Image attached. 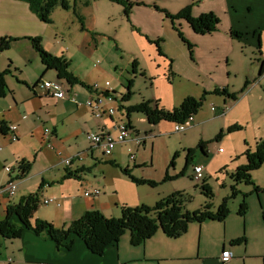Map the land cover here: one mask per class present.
Segmentation results:
<instances>
[{
	"label": "rangeland",
	"instance_id": "1",
	"mask_svg": "<svg viewBox=\"0 0 264 264\" xmlns=\"http://www.w3.org/2000/svg\"><path fill=\"white\" fill-rule=\"evenodd\" d=\"M11 1L14 0L0 1V38L16 39L0 53V71L8 70L5 81L10 85L20 83L19 88L27 89L19 79L24 77L31 81L40 76L41 65L38 64L41 63L38 61L35 66L27 62L28 49L36 57L38 54L23 39V33H36L32 38L40 39L45 52L64 56L74 75L102 89L105 82L109 83L116 93L113 105L115 122L127 124L129 117L139 131L140 139L148 131L153 133L147 138L144 152L142 145L130 153L125 148L119 150L121 168L105 165L107 157H100V165L95 166L94 171L91 168L84 173L88 179L105 183L109 189L110 207L92 210L99 211L106 218L118 219L122 205L116 210L114 203L121 200L124 193L138 194L151 207L159 194L183 192L189 196L185 204L188 212H195L206 203L215 212L221 201L230 196L234 185L231 175L245 164L246 151L254 150L255 143L264 139V74L258 76L264 58V23L258 24L261 29L255 34L254 30L237 29L245 23H258L254 2L260 0H236L237 4L234 0H122L121 3L78 0L76 13L81 21L72 8L63 10L58 7L52 12L50 23L39 21L25 2L14 1L25 5L27 12L36 18L29 20L28 13L22 12L18 6L11 7ZM248 1L253 2L252 9L247 8ZM69 2L71 6L72 1ZM186 9L189 18L213 14L219 21L217 32L194 33L184 18H177ZM235 32H242V35L236 36ZM25 63L28 66L23 68L24 73L15 70V65L22 67ZM50 76L48 71L44 80H51ZM223 89L227 92L223 93ZM188 97L201 101V107L194 115V126L182 133H174L171 122L153 129L141 113L127 115L124 109L143 102H156L158 109L172 111ZM86 144L89 145L88 141ZM199 144L205 146L206 153L198 147ZM130 154H136V161L143 164L134 166L129 160ZM193 166L203 168L202 181L211 189L212 199H206L199 189L201 182L191 178ZM151 181L155 184L147 183ZM250 181L263 189L264 168L252 172ZM105 188L97 189L101 196L106 194ZM235 188L236 196L228 201L230 214L227 221L240 222L236 214L243 195L249 207L247 222L258 219L259 199L251 192L252 185L238 184ZM86 191L91 192L90 188ZM71 193L70 198L76 199L75 202L88 199L84 197V189H79L77 184L72 185ZM43 199L40 196L41 202ZM11 200L17 201V195ZM60 204L61 207H56L55 203H40L33 218L46 222L49 221L44 217L55 219L58 210L64 209ZM4 218L0 203V220ZM12 223H15L14 219ZM128 236L124 233L119 237L117 256L119 252L120 261H141L144 245L131 246ZM20 241V238L6 240L0 237V264H62L65 261L56 249L54 254L46 257H33L34 254L28 253L26 257L19 248ZM213 243H216L215 239H211L215 249ZM83 249L82 244H73L71 259L75 264H92L83 259Z\"/></svg>",
	"mask_w": 264,
	"mask_h": 264
},
{
	"label": "crops",
	"instance_id": "2",
	"mask_svg": "<svg viewBox=\"0 0 264 264\" xmlns=\"http://www.w3.org/2000/svg\"><path fill=\"white\" fill-rule=\"evenodd\" d=\"M233 2L237 4L236 0ZM10 3L11 7L18 6L22 12L28 13L25 5L17 4L18 2L14 1ZM252 4L253 2L250 4L248 1V4H246L247 8L250 6L252 9ZM235 7V5L232 6L233 10ZM254 10L256 11V16L258 15V23H245V26H239L237 29L240 31L254 30V34L258 29H261L258 24L264 23V0H260L258 3L254 2ZM28 15L29 20L35 18L32 14L28 13ZM23 34L24 37H32L36 33ZM28 51L27 62L34 63L37 66L38 61L40 62L39 57L32 54L31 50L28 49ZM262 60H264L263 57ZM27 64L25 63L22 67L15 65V70L19 71L20 74L21 72L24 73L25 69L23 68H26ZM38 65H41V69L43 68V71L39 69L41 73L38 79L27 81L29 79H24V77L23 79H19L17 77L21 80V83L23 82L26 85L27 89L24 87L19 88L20 83H12L10 85L5 81L8 90L5 96L0 98V126L4 128L10 125L17 126V140L14 142L9 141L10 133L7 130L0 132V146H2V151L0 152V187L14 183V195H17V201L11 200L14 195L9 197L0 194V203L3 205L5 216V209L8 204H15L26 194L28 195L39 190L42 198H53L55 200L53 203H55L56 207H61L60 203L64 205L63 210H58V215H56L55 219L44 217V220L52 222L58 228L67 227L71 221L79 218L77 214L85 213L98 207H110V200L107 197L109 189L105 186V183L94 182V180L92 181L84 176V173L91 168L94 171L95 166L100 165L98 163L100 157H107L105 165L121 168L118 155L119 150L125 148L130 153L133 148L142 145L144 152L147 138L153 136L150 135L153 133L152 131H148L149 133H144V137L140 139L139 131L128 117L126 125L131 129L130 133L132 132V136H128L123 142L116 143L111 154L105 156L103 154V147L91 144L86 139V134L90 132L108 133L116 137L118 132L115 125L118 123L114 121V115H105L101 119H96L89 108L85 106L86 100L93 94L89 88L78 86L77 84L71 85L64 80H58L57 74L53 70H48L51 73V80H44L48 71H44L42 64ZM74 76L89 87L93 85L85 81L84 78L82 79L79 75ZM43 81L59 82L65 92V97L58 99L46 95L41 90L35 88L36 85ZM162 123L164 122H159L150 127L156 129ZM45 128L50 130L47 138H45L43 133V129ZM114 131L116 132L114 133ZM48 141L51 143L52 148L47 147ZM87 141L92 146L87 145ZM135 151L137 152V149ZM98 153L101 155H98ZM65 160H69L68 165L65 164ZM129 160L132 161L134 166L137 165V167L143 164L136 161V154H133V160L130 158ZM21 161L29 164L28 172L23 178L18 177ZM68 173L75 174L76 177L72 176L67 179L66 175ZM74 184H77L79 189H84V193L89 188L93 192L98 188L106 187V194H102L101 196L100 192L98 196H89L90 198L86 197L88 199H81L75 202L76 199L70 198L72 194L71 187ZM260 190V192L255 193L259 199V217L256 216L259 220L247 222L248 209L244 216L236 214L240 222L235 221L230 223L227 221L228 215L223 222L205 221L201 224L194 223L189 225L187 232L177 239L167 238L161 231H157L153 237L141 244V246L144 245L143 249L145 250L141 261L136 262L133 259L120 261L119 252L117 256V246L108 248L103 256L97 257L91 255L80 240L74 239L73 244H82L84 247V252L82 251L83 259L85 262L92 264H119L120 262L124 264H221L220 255L223 250H230L233 256L227 264H264V192H262L264 188ZM135 195L133 193H124L121 200L115 201L117 202L114 203L115 209L117 210L119 205L129 207L149 206V203L141 200L138 194ZM169 195L161 196L159 194L154 201L156 203ZM39 217L41 218V215ZM212 235L214 236L212 237ZM20 239L21 244L19 248L20 250L22 248V252L25 253L26 257L28 254H34L32 255L33 257L39 255L46 257L47 255L54 254V250L56 249L54 244L45 236H36L27 230L22 232ZM211 239L216 240V243H213L216 244L215 249L211 245ZM237 240L240 241L235 242ZM78 251L81 253L79 248ZM58 252L64 257L65 261L62 264H75V261L71 259L70 251Z\"/></svg>",
	"mask_w": 264,
	"mask_h": 264
},
{
	"label": "trees",
	"instance_id": "3",
	"mask_svg": "<svg viewBox=\"0 0 264 264\" xmlns=\"http://www.w3.org/2000/svg\"><path fill=\"white\" fill-rule=\"evenodd\" d=\"M25 2L30 12L43 23H50V16L56 8L67 10L73 9L74 14L81 21L76 13V4L78 0H14ZM121 3L122 0H115ZM177 18H184L191 29L196 34H211L217 30L219 25L218 19L213 14H205L196 18H189L186 9ZM170 19H173L170 17ZM236 36L241 33H234ZM180 35V34H179ZM180 38V37H179ZM38 54L40 62L44 67V71L53 70L57 74L58 80H64L68 84H77L82 87L89 88L86 84L76 78L69 71V61L64 56H54L43 50L39 38L24 37ZM16 39L12 37L0 38V53L8 49L12 42ZM189 49V48H188ZM190 54H191V50ZM8 70L0 72V98L7 93L8 87L5 82V75ZM264 74V60L260 62L258 76ZM37 85L35 86V88ZM223 93L227 90L223 89ZM115 101L116 93L112 92ZM235 100V98H233ZM201 107V101H197L191 97L183 100L178 108L172 111L158 109L156 102H143L138 105L129 106L125 110L127 115L131 113H141L149 126L158 124L159 122L180 123L189 116H194ZM128 126V125H127ZM129 128V127H128ZM7 128L0 126V132L6 131ZM131 131V129H129ZM198 147L204 153V145L199 144ZM245 164L238 167L231 175L234 185L231 186V194L224 198L215 212L211 211L210 204L206 203L195 212H188L185 204L189 201V196L183 192H173L169 196L157 201L153 206L140 205L137 207H129L122 205L121 215L118 219L104 217L99 211L89 210L83 213L81 217L71 221L67 227H56L52 223L41 219H34L33 215L37 211L40 203L39 190L23 196L15 204L6 206L5 218L0 220V237L6 240L20 238L24 230L30 231L36 236H45L51 241L57 251L69 252L73 245L74 239L80 240L86 250L94 256H103L105 251L110 247H116L119 237L124 233L129 235V243L133 247L143 244L146 240L153 237L157 231H161L167 238L177 239L184 235L189 225L201 224L205 221L223 222L229 215L228 201L236 196L237 190L235 185L245 184L252 185V192L258 193L261 190L253 185L250 181L251 173L264 168V139L255 143L254 150L246 151ZM29 164L21 161L19 165V178L26 176ZM76 177L75 174H67L66 178ZM192 178V176H191ZM77 179V178H76ZM145 183L144 181H137ZM153 185V182H147ZM199 189L201 193L210 200L213 197L211 189L201 181ZM264 192V190H262ZM240 202L237 210L239 216H244L248 210L245 203V195ZM15 219V223L12 220ZM237 240L235 242H239Z\"/></svg>",
	"mask_w": 264,
	"mask_h": 264
},
{
	"label": "built area",
	"instance_id": "4",
	"mask_svg": "<svg viewBox=\"0 0 264 264\" xmlns=\"http://www.w3.org/2000/svg\"><path fill=\"white\" fill-rule=\"evenodd\" d=\"M41 90L46 95H50L52 97L62 99L65 97V92L62 88V85L57 81H43L39 83L36 87ZM92 91V95L86 100L85 106L89 108L92 115L96 119H101L103 116H113L114 115V107L115 98L112 94L113 90L110 88L109 83L105 82L104 89L100 88L96 84H93L90 87ZM213 109V108H211ZM194 124V116L187 117L184 121L180 123H175L173 127V131L175 133H182L187 129L191 128ZM115 128L118 132L116 137L108 133H97L90 132L86 134V139L93 145H98L103 147V154L105 156H109L115 146L116 143L123 142L127 139L128 135L132 136V132L126 124L118 123L115 125ZM7 131L10 133L9 141L14 142L17 140V126L10 125L7 127ZM43 133L45 138L48 137L50 130L45 128L43 129ZM47 147L52 148L51 143L47 142ZM2 151V146H0V152ZM129 158L133 160V155L130 154ZM66 165L69 164V160L64 161ZM192 179L201 182L203 180V168L201 166H193L192 170ZM15 193V184H8L7 186L0 187V194H4L6 196H13ZM100 194L99 190H94L93 192H85L84 196H98ZM55 202L53 198L44 199L42 203L44 205H48ZM232 253L230 250H223L220 255V263L227 264L232 259Z\"/></svg>",
	"mask_w": 264,
	"mask_h": 264
}]
</instances>
